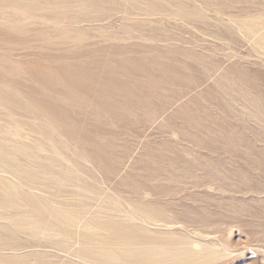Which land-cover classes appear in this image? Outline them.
<instances>
[{
  "label": "rangeland",
  "instance_id": "1",
  "mask_svg": "<svg viewBox=\"0 0 264 264\" xmlns=\"http://www.w3.org/2000/svg\"><path fill=\"white\" fill-rule=\"evenodd\" d=\"M262 36L264 0H0V264H264Z\"/></svg>",
  "mask_w": 264,
  "mask_h": 264
},
{
  "label": "bare ground",
  "instance_id": "2",
  "mask_svg": "<svg viewBox=\"0 0 264 264\" xmlns=\"http://www.w3.org/2000/svg\"><path fill=\"white\" fill-rule=\"evenodd\" d=\"M259 40V39H258ZM262 40H263V44H264V36H262ZM179 109V108H178ZM35 120V119H34ZM54 120V119H53ZM36 123V122H35ZM50 125V124H49ZM58 126V125H57ZM50 129H51V127H50ZM53 129H55L56 130V128H54L53 127ZM58 129V128H57ZM19 133V132H18ZM64 135V134H63ZM60 136V135H59ZM50 139V138H49ZM58 139V138H57ZM69 140V139H68ZM50 141H51V139H50ZM52 142V141H51ZM71 143V142H70ZM69 146V145H68ZM75 147V146H74ZM78 147V146H77ZM141 150H139L138 149V151L136 152V154H138V153H140L141 154V152H140ZM140 154L138 155V156H140ZM8 155V154H7ZM133 157V156H132ZM131 158V157H130ZM135 158V157H134ZM2 161H6V160H3L2 159ZM136 161V160H135ZM128 163V162H127ZM129 163H130V161H129ZM135 163V162H134ZM4 164V163H3ZM133 164V163H132ZM6 165H7V163H6ZM131 165V164H130ZM5 167V166H4ZM11 168V167H10ZM68 172V171H67ZM8 173H11L12 175H13V173H18V171H17V169H14V171H10V172H8ZM28 177V176H27ZM29 177H31V175L29 176ZM48 182V181H47ZM63 182V181H62ZM65 186V185H64ZM17 188L18 187H16V186H13V187H11V189L13 190H17ZM12 191H10L9 193H11ZM14 192V191H13ZM151 192V191H150ZM35 194V193H34ZM38 194V193H37ZM146 194H149L148 192H146ZM11 199V198H10ZM29 202H30V205L31 204H33V202H36V201H32V200H29ZM35 207V209H36V213L38 214V216L40 215H42V214H45V208H36V206H34ZM32 208H33V205H32ZM61 208V207H60ZM56 211H60V210H58V209H54L53 210V212H52V216H54V215H58V214H62V212H60V213H57ZM66 213V212H65ZM49 215V214H48ZM60 216V215H59ZM56 217V216H55ZM39 220V222H37L38 224V227H40L41 228V225H42V227L44 228V229H46L44 226L45 225H47V224H49V222L47 223L46 222V220H45V222L46 223H44V220H41V219H38ZM78 220V219H77ZM34 221V220H33ZM52 220H50V222H51ZM55 222L58 224L59 222H63V223H65V224H67V225H71V223L72 224H75L76 223V220H75V218H74V220H73V218L71 217V216H63V217H61V218H56L55 219ZM82 222V221H81ZM29 224H31V223H29ZM51 224H55V223H50L49 225H51ZM108 225V224H107ZM29 226V225H28ZM56 227V226H55ZM66 227V226H65ZM108 227V226H107ZM107 227H105V229H107ZM114 227V226H113ZM119 228H120V225H119ZM90 229H92V228H90ZM94 229V228H93ZM115 229V228H114ZM139 229V228H138ZM117 230V229H116ZM123 229H121V231H122ZM124 230H126V229H124ZM123 230V231H124ZM135 230V229H134ZM108 231V230H107ZM118 231V230H117ZM116 231V232H117ZM120 231V230H119ZM123 231H122V238L123 239H129L130 238V235L131 234H127V233H123ZM98 232V231H97ZM112 232V231H111ZM113 232H115V231H113ZM138 233H137V235H135V241H137L138 240V245H141L142 244V242L143 241H145V240H150L149 238H151V237H149V234H147L148 236H146L145 234L146 233H144V230H140V231H137ZM65 233V232H64ZM89 233V232H88ZM91 234H93L92 232H90ZM119 233V234H118ZM150 233V232H149ZM86 234V233H85ZM116 234V233H115ZM114 235V234H113ZM117 235H120V232H117ZM151 236V235H150ZM113 237V236H112ZM114 237H117V236H114ZM118 237H120V236H118ZM132 237V236H131ZM149 237V238H148ZM166 237V236H165ZM84 238H87V237H84ZM93 238V237H92ZM98 238V237H97ZM96 238V239H97ZM134 239V238H133ZM152 239V238H151ZM91 240V239H90ZM104 240V239H103ZM183 240V239H182ZM92 241V240H91ZM97 241H98V239H97ZM183 243V242H182ZM194 243V242H193ZM162 245V244H161ZM108 246V245H107ZM155 247H158V246H154V247H147L146 246V248H138L137 249V252H135V255H133V256H130V257H127V259L129 260V262L131 263V264H180L182 261L184 262V259L183 258H181V256L180 257H177V256H175L174 254H178L179 253V251H181V250H178V249H175L176 248V245H175V248L173 249V253H171V254H173L175 257H172V256H167V257H165L164 255H163V257L162 256H158L157 254H158V252H161V253H166L167 251L166 250H159V249H155ZM160 247V246H159ZM121 248V247H120ZM130 248V247H129ZM164 248V247H163ZM167 248V247H166ZM169 248H171V247H169ZM173 248V247H172ZM195 248V247H194ZM135 249V248H134ZM168 249V248H167ZM200 249V248H199ZM85 250V249H84ZM91 250V249H90ZM172 250V249H171ZM193 250V249H192ZM135 251V250H134ZM196 251V250H195ZM102 252V251H101ZM170 252V251H169ZM197 252V251H196ZM169 254V253H168ZM180 254V253H179ZM182 255H183V252L181 253ZM190 254V253H189ZM193 254V253H192ZM115 255V254H114ZM121 255V254H120ZM187 255H188V253H187ZM194 255V254H193ZM195 255H196V253H195ZM214 255V254H213ZM127 256V255H126ZM188 257H190L189 255H188ZM187 257V258H188ZM193 257V256H192ZM186 258V259H187ZM194 258V257H193ZM192 259V258H191ZM118 260V259H117ZM126 260V259H125ZM190 260V259H189ZM193 260V259H192ZM127 261V260H126ZM186 262V261H185ZM120 263V262H119ZM122 263V262H121ZM190 262L188 261V263L187 264H189ZM126 264V263H125ZM182 264V263H181Z\"/></svg>",
  "mask_w": 264,
  "mask_h": 264
}]
</instances>
